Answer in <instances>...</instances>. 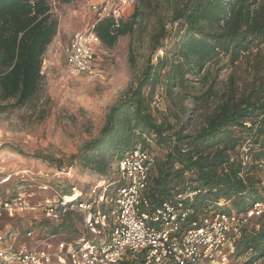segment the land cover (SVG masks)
<instances>
[{
    "label": "trees",
    "instance_id": "obj_1",
    "mask_svg": "<svg viewBox=\"0 0 264 264\" xmlns=\"http://www.w3.org/2000/svg\"><path fill=\"white\" fill-rule=\"evenodd\" d=\"M140 2L129 21L104 17L94 30L105 46L113 47L121 36L134 32L140 19L152 15L156 23L151 52L164 53L155 63L148 61L136 85L109 108L99 136L72 162L111 182L116 180L108 177L114 159L117 163L138 143L147 146L153 140L164 151L150 170L147 194L153 201L197 191L186 202L197 213H230L229 205L245 212L264 202L256 167L243 169L239 158L246 145L253 160L264 159V79L246 95L219 94L194 133H187L188 121L182 119L190 110L188 98L205 103L217 94L212 68H222L223 59L231 67L245 57L258 60L264 50V0H166L169 20L159 11L160 3ZM58 26L50 0H0V113L25 105L39 90L43 56ZM167 40L172 45L168 50ZM196 82L206 86L200 95L193 94ZM159 88L168 99L162 117L153 104ZM69 165L60 163L57 171ZM74 188L68 190L72 193ZM41 223L53 232L75 228L72 218ZM250 223L237 241L234 262L241 257L244 264H264V211Z\"/></svg>",
    "mask_w": 264,
    "mask_h": 264
},
{
    "label": "rangeland",
    "instance_id": "obj_2",
    "mask_svg": "<svg viewBox=\"0 0 264 264\" xmlns=\"http://www.w3.org/2000/svg\"><path fill=\"white\" fill-rule=\"evenodd\" d=\"M105 0H77L68 4L50 0L52 12L59 20L58 33L48 46L43 56L42 80L35 96L25 105L8 108L0 113V179L11 174L12 180L0 184V196L10 197L16 192H23L31 204H38L56 194L69 193L72 187L76 190L89 191L91 187L103 183L107 176L94 173L91 169H83L72 157L78 155L83 148L99 136L109 108L131 87H134L144 67L151 59L163 55L162 50L151 52L150 34L156 23L154 16H146L136 24L133 33L121 36L113 47L105 46L102 41L97 48L99 76L90 78L70 71L66 61V48L76 32L91 27L97 20L92 4ZM160 3L164 20H169L166 0H152ZM140 0H123L115 7V13L123 21H129ZM173 25L167 28L173 30ZM174 27H176L174 25ZM167 50L171 48V40L166 41ZM243 58L231 67L226 59L221 61L222 68H212L213 85L217 94L208 102H199L188 98V113L182 116L188 121L187 133L200 129L204 116L214 107L219 94L234 91L238 96L248 94L256 87L258 81L264 79V50L257 56ZM194 93L200 95L206 89L201 82L195 83ZM154 106L158 116L167 111L168 99L159 88ZM165 116V115H163ZM171 121L175 119L168 117ZM148 149L157 160L162 159L164 151L153 140L148 142ZM49 157L50 160L45 159ZM72 166L66 171H57L56 166ZM116 159L108 173L109 178L117 179ZM154 170V169H153ZM256 170V169H255ZM155 172V171H154ZM256 176L262 179L264 188V169L256 170ZM113 181V180H112ZM108 182V181H107ZM47 184V190L43 185ZM68 190L64 192V190ZM114 193V186L109 188ZM109 199L107 205H109ZM235 211L233 205H229ZM48 222L43 218L41 210L20 212L15 220L5 219L2 226L11 224L20 230L33 224V221ZM72 235H78L82 226L78 219ZM255 222V218L251 223ZM250 223V220L248 224ZM250 223V224H251ZM247 224V225H248ZM38 225V226H39ZM45 224H43L44 226ZM24 237L11 241L10 246H18ZM235 259V258H233ZM239 257L233 264H244ZM254 264H261V261Z\"/></svg>",
    "mask_w": 264,
    "mask_h": 264
},
{
    "label": "built area",
    "instance_id": "obj_3",
    "mask_svg": "<svg viewBox=\"0 0 264 264\" xmlns=\"http://www.w3.org/2000/svg\"><path fill=\"white\" fill-rule=\"evenodd\" d=\"M121 1L91 5L96 22L76 32L66 48L70 71L90 78L99 76L97 48L101 39L94 26L104 17L119 20L112 6ZM249 150L244 145L239 154L243 169L252 165L264 169V159L253 160ZM155 160V154L138 143L116 163V180L103 181L89 191L75 187L72 193L56 194L38 204H31L23 192L0 196V264H233L237 241L249 220L263 213L264 202H256L245 212L230 213L195 212L186 202L197 191L155 202L147 194ZM12 178L11 174L1 177L0 184ZM48 187L43 185L45 190ZM36 209L47 221L75 217L82 229L75 236L71 230L53 232L39 225L36 217L21 230L1 225L5 219L15 220L20 212ZM21 236L24 239L18 246L9 245Z\"/></svg>",
    "mask_w": 264,
    "mask_h": 264
},
{
    "label": "crops",
    "instance_id": "obj_4",
    "mask_svg": "<svg viewBox=\"0 0 264 264\" xmlns=\"http://www.w3.org/2000/svg\"><path fill=\"white\" fill-rule=\"evenodd\" d=\"M4 228H5V226H3ZM6 228L8 229V228H12V230H19V228L16 226H12L11 224H8L7 226H6ZM12 239V238H11ZM14 240V239H13ZM11 243V241L9 242V244ZM20 243V242H19ZM16 245V244H15Z\"/></svg>",
    "mask_w": 264,
    "mask_h": 264
}]
</instances>
